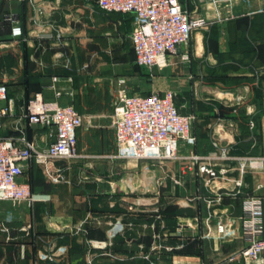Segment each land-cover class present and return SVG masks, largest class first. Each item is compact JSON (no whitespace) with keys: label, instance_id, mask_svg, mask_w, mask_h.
Here are the masks:
<instances>
[{"label":"crops","instance_id":"0c3cea01","mask_svg":"<svg viewBox=\"0 0 264 264\" xmlns=\"http://www.w3.org/2000/svg\"><path fill=\"white\" fill-rule=\"evenodd\" d=\"M180 1L194 15L216 11L212 0ZM230 3L233 17L195 30L188 45L170 54L167 67L146 75L136 62L132 13L102 9L97 0H0V82L15 104V113L3 117L0 136L40 147L54 141V127L30 124L25 115L38 92L45 100L73 104L85 119L77 129L80 156L57 161L65 181L53 182L35 158L20 176L49 200L32 206L0 201V264H246L227 261L245 245L240 223L236 236L219 237V217L207 202L210 188L187 158L217 149L216 138L232 154L264 157V0ZM13 20L21 36L12 35ZM122 80L130 94L174 90L179 110L196 116L197 140L180 143L182 158L118 155L112 114ZM248 195H261L264 205V169L248 173L238 192L225 194L216 205L219 215H240ZM137 199L160 209L134 211ZM117 220L124 228L110 239ZM30 221L33 229L22 230ZM50 245H66L67 251L55 261L40 259L38 251Z\"/></svg>","mask_w":264,"mask_h":264},{"label":"built area","instance_id":"2783aa9c","mask_svg":"<svg viewBox=\"0 0 264 264\" xmlns=\"http://www.w3.org/2000/svg\"><path fill=\"white\" fill-rule=\"evenodd\" d=\"M231 0H212L216 11L213 15H194L180 0H97L98 5L108 11L132 13L134 29L131 34L136 62L143 67L164 68L170 64V54L188 45L193 32L214 23L233 17ZM12 35L21 36L22 27L13 20ZM60 76L54 75L58 81ZM51 87L54 84L49 85ZM61 92L58 91L59 95ZM175 91L166 90L163 94H130L123 80L114 91V111L112 121L115 130L118 155L128 159H147L164 162L179 159L180 143L195 144L194 132L196 116L182 113L175 103ZM0 127L3 117L15 113L13 99L8 96L6 82H0ZM26 117L30 124L42 127H57L56 139L46 146H38L34 141L23 140L19 144L14 137L0 136V201L32 206L37 201H47L50 194L32 190L31 185L21 181L27 162L35 158L43 164L53 182L65 181V167L57 161H73L80 154L77 148V129L84 124V115L73 104H61L56 100H45L41 92L28 100ZM215 149L207 154L192 153L187 156L193 168L211 191L208 204L213 208L212 215L219 217L217 231L222 240L238 234L236 222L240 223V236L245 245L228 256L227 261L244 259L246 264L254 261L264 264V205L261 195L245 196L240 215H219L218 207L227 193H236L250 172L259 173L264 169V157L257 155H236L229 147L221 145L216 138ZM231 171H238L236 177ZM115 191V190H113ZM177 199L176 201H178ZM188 203V201L186 202ZM159 207L144 206L139 199L133 207L137 212L159 211ZM34 222L22 226V230L33 229ZM123 221L117 220L110 228L111 239L123 230ZM210 234V233H209ZM96 247L105 248L107 242H94ZM67 251L66 245L47 251L39 250L38 257L44 261H55ZM202 264H225V261H205Z\"/></svg>","mask_w":264,"mask_h":264},{"label":"rangeland","instance_id":"374dc122","mask_svg":"<svg viewBox=\"0 0 264 264\" xmlns=\"http://www.w3.org/2000/svg\"><path fill=\"white\" fill-rule=\"evenodd\" d=\"M143 70L145 71L146 75H150V74L154 75V74H156V71H157L153 67H151V68L150 67H145ZM0 104L2 105L3 101H0Z\"/></svg>","mask_w":264,"mask_h":264},{"label":"water","instance_id":"95a60500","mask_svg":"<svg viewBox=\"0 0 264 264\" xmlns=\"http://www.w3.org/2000/svg\"><path fill=\"white\" fill-rule=\"evenodd\" d=\"M53 130H54V133H56V132H57V127L54 126ZM55 139H56V136H55L54 140H55Z\"/></svg>","mask_w":264,"mask_h":264},{"label":"trees","instance_id":"16d2710c","mask_svg":"<svg viewBox=\"0 0 264 264\" xmlns=\"http://www.w3.org/2000/svg\"><path fill=\"white\" fill-rule=\"evenodd\" d=\"M195 122H196V121H195ZM195 125H196V124L194 123V132H195ZM31 188H32V190H34L33 187H31Z\"/></svg>","mask_w":264,"mask_h":264}]
</instances>
